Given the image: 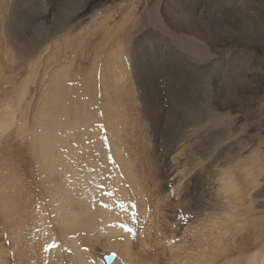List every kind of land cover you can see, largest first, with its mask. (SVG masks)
Masks as SVG:
<instances>
[{
	"label": "rangeland",
	"instance_id": "374dc122",
	"mask_svg": "<svg viewBox=\"0 0 264 264\" xmlns=\"http://www.w3.org/2000/svg\"><path fill=\"white\" fill-rule=\"evenodd\" d=\"M175 51L201 68H187L186 60L178 58ZM154 53H158L162 61L159 71L164 70L174 76L175 85L169 86L170 89L180 86L184 92L193 91L198 101L203 102L207 88L209 96V109L201 116L204 119L201 122L203 128H199V131L194 127L184 128L186 134L189 133V141L184 145L180 141L168 157L163 155L172 168L164 174L166 187L162 180L160 182L155 170L157 164L164 163V160L157 159L155 139L150 138L149 133L154 125L149 121L147 111L150 112L146 106L148 96H154L156 90L159 98L156 99L160 102L155 113L164 125L161 128L168 127L166 123H169L170 114L175 112L169 109V99L164 96L168 87L154 84L156 89L146 85L141 90V85L138 87L134 83V77L141 72L155 73L153 68L145 66L146 57H154ZM137 54L142 60L138 68ZM133 66L136 68L132 74ZM141 95L145 96V100H139ZM67 103H71V106L67 107ZM130 103H134V109L128 107ZM68 108L74 114L88 117L81 122L93 120L92 124L77 126L76 129L74 122V126L65 127L64 115ZM185 115L188 117L185 124L194 122L193 119L197 117L194 114L191 117L189 112ZM0 119L8 122L7 130L0 135V178L4 179H0V203L3 198L6 199L0 208L2 212H7L4 208L8 199L19 196L17 189H12L14 186L20 187L24 180L25 183L29 182L26 189L32 186L30 176L36 163V155L32 151L35 144L32 143H36L34 140L40 136L49 140L47 131L54 136L51 142L56 145L55 151L65 159V162H57L61 166L66 165L71 157L77 162V156L83 150L81 146L89 143L96 159H112L111 163L118 170L120 165L115 158L106 155H113V151L118 156L120 152L112 150L111 144L120 146L122 140L124 147L130 148H126L130 153L135 149L139 151L136 154L143 156L129 155L134 163L143 158L147 161L143 164L138 162L134 167L146 182H140L144 189L139 194L145 195L146 199L141 197L144 205L134 201V212L130 218L137 224L136 217L139 218L142 213L146 212L150 216L144 218L134 239L145 245L150 243L151 246L155 241L160 242L161 231L169 226L174 228L177 225L175 221L179 220L177 223L182 226L178 231L185 233L171 239L172 248L161 257L154 253L153 247L149 250L145 247V250L149 258L157 260L156 264H167L171 252L176 255L178 264H193L200 258L199 253L204 252L207 236H211V239L214 237L212 233L226 230L225 237L231 238L228 232L232 234L235 229H246L248 232L264 226V0H0ZM107 120L113 126V135L108 132L111 130L107 127ZM52 122L56 124V127L52 126L56 128L55 131L51 128ZM132 125L138 128L133 130ZM66 131H72L73 136L63 140ZM119 134L127 137L119 140ZM129 140L134 145L125 143ZM191 140L202 143L198 151L193 150L188 155L185 152H188L187 144ZM104 145L106 155L104 152L99 153ZM145 145L148 150L144 148ZM96 146H99L100 151ZM160 150L157 151L162 155L163 151ZM143 154H147V157ZM11 157L14 162L19 161V169L10 165ZM74 164L70 162L68 166L74 167ZM92 165L98 167L91 168L92 184L101 182L100 177L109 176L112 172L103 169L100 163L92 162ZM24 167L26 169L20 174ZM193 169L202 176L204 173V177L197 178V182L189 183L188 187H197L199 191L194 190L193 195L197 191L196 198L199 199L200 195L199 201L205 202V205L196 202L197 210L186 214L188 201L183 199V195L189 179L194 176ZM189 171L194 172L190 175L192 177L183 178L184 172ZM223 171L237 180V197L228 196L229 190L220 188L223 183L220 185L222 180L219 182L218 179ZM23 173L27 175L26 179ZM66 179L72 180L70 172L66 174ZM195 184L197 186H193ZM113 186L111 182L107 199L117 195ZM156 186H161L157 195L155 192L159 187ZM202 187L205 188L203 191ZM32 188L29 189L32 194L27 197L26 214H14L13 233L3 230L0 224V249L8 248L7 254L5 250L0 251V264L17 262L22 242L20 244L17 236L19 241L13 242L16 246L12 245L14 232L24 235L22 238L34 244H31V248L38 258L40 233L54 227L46 219L41 222V202L37 199L39 195L35 187ZM172 188L176 193H173ZM129 190L132 198L138 197L136 192ZM5 192L9 196L2 195ZM15 192L17 194L13 195ZM168 195L171 201L166 200ZM254 199L258 203L252 206L251 201ZM228 201L235 206L225 203ZM115 206L126 209L125 205L118 204L108 206V209ZM229 206H233L230 211L233 214L230 225L226 227L224 207ZM160 207L164 217L162 214L161 217L157 215ZM26 216L28 219L31 216V223ZM32 218L37 220L36 223ZM20 230L23 233L20 234ZM54 246L57 247L56 244H49L52 249H58ZM109 253L117 257L115 253ZM28 256L30 259L27 264L32 260L30 253Z\"/></svg>",
	"mask_w": 264,
	"mask_h": 264
},
{
	"label": "bare ground",
	"instance_id": "6f19581e",
	"mask_svg": "<svg viewBox=\"0 0 264 264\" xmlns=\"http://www.w3.org/2000/svg\"><path fill=\"white\" fill-rule=\"evenodd\" d=\"M135 52H137V51H135ZM174 53L176 54V56L178 58H183L180 56V54L177 51H175ZM138 55L139 54H137V57H136V61L138 62V63H136L137 68L141 66L140 62L142 61L138 58ZM153 55H154V57H150V58L146 57L145 66L148 65L149 69L153 68L155 73L149 72L150 73L149 74V73H142V72L140 73L139 72L140 74H137V76L134 77V80H135L134 83L138 87H139V85H141L142 87L141 86L139 87L141 90H143L142 88H144L146 85L151 86L153 88H155V86H159V87L165 86V88H166V86L168 87L167 91H165L164 96H165V98L168 97V99H169V101H167V102H169V109H171V111L175 110V112L173 111L174 112L173 115L170 114V120H168L169 123H166L168 125V127L165 126V127L161 128V126H164V125H162L161 122L159 121V119L156 115L157 112L155 113V109L158 106V103L160 102V100L158 101L159 98L157 97V95L155 93L156 90H154V96H148V101H147V106H146V107H148L149 112H150V113H148V111H147V116L149 118V121L155 127L154 128L153 126H151V130L153 132L152 131L149 132L150 138L155 139L154 141L156 143L157 150L161 151L160 149H162V151H163L162 155H161V153L159 154V152L154 149L155 153L157 152L156 156H157L158 161H160V158H163V160H164V163H161V164L158 163L157 164V166L155 167V170L158 172L160 182L162 180L164 187H166L167 181L165 182V175L167 173L165 174V172H168L172 169L169 166V161H167L166 157H168L174 151L176 144H178L180 141H182L181 144H183V145L189 141V139H187L189 133H187L188 134L187 135L184 128L194 127L198 131L201 130L199 128H203V125L201 126V124H202L201 122H203L204 119L201 116L204 115V112L208 111V109H209V96L207 95V88H205L206 93L203 94L205 96V99L203 102L198 101V98L196 97V94L193 91L192 92H184L180 86L178 88L170 89L169 86L175 85L174 76L169 75L168 74L169 72L167 73L164 70L159 71L160 64L162 63V61L159 60V54L158 53H154ZM183 59H185V58H183ZM182 63H183V61H182ZM185 63L188 65L187 68L192 67L191 69H195V70L201 68L200 65L195 64L192 61L189 62L188 60H186ZM136 67L133 66L132 74H133L134 68H136ZM136 71H138V70L136 69ZM180 74H182V72ZM190 76H192V75H190ZM190 79H192V78H190ZM188 82H189V80H188ZM159 83H162L163 85H159ZM154 84H155V86H154ZM190 88H191V85H190ZM169 92H170V96L168 95ZM151 98H153V99H151ZM156 98H158V99H156ZM139 100L140 101L145 100V96L141 95L139 97ZM66 105H67V107H70L71 103H67ZM131 106L133 107L134 103H132V104L130 103V106H128V107H131ZM173 106H175V107L173 108ZM133 109H134V107H133ZM130 111H131V109L129 110V112ZM186 112H189L191 117L193 114L195 116H197V117H195L196 119H193L194 122L185 124V122H187L186 119L188 118V117H186L187 115H185ZM161 113H163V112H161ZM65 115H67V116H65ZM65 115H64V117L66 119L65 127L66 126L72 127V126H74V122H76L75 127L77 129V126L84 127V124L86 126H90V124H92V122H93V120H90L89 123L81 122V120L88 119V117H84L82 115L74 114L73 110L71 108H68V110H66ZM122 117L123 116H121V118ZM182 117H184V119H181ZM127 121H128V123H130L129 118ZM124 122H125V120H124ZM7 124H8L7 121L0 119V135L4 131L7 130V128H8ZM106 124H107V127L109 126V129L111 130V131L108 130V132L110 133V135H113L112 134L113 133L112 132L113 126L111 125V122H109L107 120ZM126 124H127V122H126ZM55 125L56 124L52 122L51 128L54 131L56 128H54L52 126H55ZM170 126H171V128H170ZM128 127H130V126H127V128ZM131 127L133 128V130L138 128L136 125H132ZM46 133L50 135L49 140L42 138L44 136H40L34 140V141H36V143H32L33 145L35 144L34 145L35 148L32 151H34V154L36 155L35 156L36 163L35 162L34 163L37 165V167H36V165L34 164L35 168L32 169L33 171L30 170L33 172V173H31L32 177L30 176V179L33 182L32 184L30 183L32 186H30V184H29L30 187L28 189H26V187H28L27 185L29 182L25 183V180L23 179L24 183L22 182L21 186L19 184L20 187L15 188V186H14V188H12V189H17L19 196L13 197L12 199H8L7 205L4 208V209H7V212H5V211L2 212L0 209V211L2 212L0 215V217H1V223L0 224L3 225V230L7 231L8 233L10 232V234L13 233L12 230H13V226H14L13 223L14 222L12 221V219L14 217V214H21V212L22 213L25 212V209L27 208V203L29 202L27 197H28V195L32 194L31 190H29V189L31 187H33V188L35 187V189L39 195V197L37 199H40L41 207H42V212L39 213V218H41V222L42 221L44 222L45 219L48 220L49 222L47 221V223H49L50 225L53 224L54 227L46 229L45 231H42L40 233L39 238H38V240H39L38 244L40 246L38 258L34 256V250H33V248H31V244H33V243H30V241H28V240L26 241L24 238H22L24 235H17V233L14 232V237H13L14 239L12 238V241H11L12 245L16 246L14 243L19 241V240L17 241V236L20 238V244H21V242L23 244V245L21 244L20 249L18 251V254H17L18 257H17L16 264H27V262L30 259V257L28 256L29 253L32 255V260L29 264H43V263L44 264H105L103 261V257L109 256L110 255L109 252H113L117 255V257L114 258V260L112 261L111 264H156L157 260L152 259L153 257L152 258L148 257V251L145 250V247H148V250L152 249L151 247H153L155 249L154 253L161 257L163 254H165L167 252L168 249L172 248V245H171L172 240H174L176 236H180V235H183L185 233V231H182V232L178 231L181 229L182 225H180L181 223L179 224V222L177 223V221H179V220H177V221H175V223L177 225L174 228L169 226L168 229L161 231L160 242L155 241L154 244L151 246H150V243H147L145 245L144 242L139 241V240L137 241V239L136 240L134 239L135 233H137V234L139 233L140 226L144 223V218L147 215L150 216V214H147L145 212V213H142V215L139 218L136 217L137 224H134V221H132L130 218V214H132L134 212V210H133L134 201L135 202L136 201L141 202V204L144 205L143 204L144 202L142 201L143 198H141V197H143V196L145 197V195L140 196L139 194H142V190L144 189L141 186V183H142V181L143 182H145V181L143 179V176H141L142 174L140 173V175H138L139 172L137 174V170L134 169V167H136L135 164L138 163L139 160H138V162L134 163L132 156L136 155V157H138L137 154L139 153V151L134 149L135 152L133 151V153H130V150H129L130 148L128 146H126V148L127 147L129 148L128 149L129 151H128L124 147V144H123L124 142H122V140H121L122 138L127 137L126 134H124V135H126L125 137H121V135L119 134L120 135L119 140H121L120 146L119 145L113 146L111 144L112 150H117V152H120L121 155L118 154V156H116V154L113 151H112L113 155H110V154L106 155L105 154V151H106L105 145H104L102 151H100L99 146H96V148L99 149L100 154H103V152H104V155H106L108 158L109 157L115 158L117 164L120 165L119 169H118L119 171H118L116 168H114L113 164L111 163L110 160H112V159H110V160L104 159V157H102V159H99V158L96 159L95 154L91 151L89 143L84 144L86 146H84V145L81 146V148H83V150H81L80 154L77 156V158H78L77 162H75L76 160H71V158L73 159V157H71V158H68L66 165L61 166L57 162H59V161L65 162V159L61 158L59 156L60 154L55 151L56 145L55 144L52 145L51 140H52V137L54 138L53 134L51 132L48 133V131ZM65 133L66 134L64 135L63 140L71 139V137L73 136L72 131H66ZM119 133H121V132L119 131ZM138 133L136 134L137 139L139 136ZM154 133H155V135L153 136ZM191 135H195V133H192ZM147 136H149V135H147ZM131 138L133 139V137H131ZM137 139H133V140H137ZM139 139H141V138L139 137ZM81 140L83 142L84 137H82ZM161 140H162V144H161ZM145 141L147 142V140H145ZM127 142L130 143L131 141L129 140V141H126L125 143H127ZM132 142H131V144H133ZM197 142H198V144H197ZM50 143H51V147H50ZM201 143L202 142L199 140L195 141V142H193L191 140L190 143L187 144L189 147H188V152L187 153L185 152V154L189 155L192 153L193 150L198 151L199 145ZM117 144H118V142H117ZM137 144H139V143H137ZM128 145L130 146V144H128ZM136 145H135V147H136ZM51 148H52V154H51ZM144 148L148 150V146H146ZM185 148H186V146H185ZM136 152H138V153L136 154ZM12 155L13 154H11V156ZM129 155H132L131 158L129 157ZM138 155L140 156V154H138ZM163 155H165L166 157H164ZM145 156L147 157V154L144 155V157ZM140 157H143V156H140ZM11 159H12V161H11L10 165H13L16 169H19L20 168L19 161L16 163L13 161V157H11ZM140 159H142V158H140ZM143 159H142V161L140 160V162H139L140 164L147 162V161H144ZM70 162L75 163L74 167L68 166V163H70ZM92 162L100 163L102 165L103 169H105V170L109 169L112 172L110 173L109 176L100 177L99 179L102 180L101 182L98 181L95 184H92L93 178L90 177L91 176V172H90L91 168H98L96 166H93ZM29 163H31V162H29ZM26 167H28V166H26ZM167 167H168V169H167ZM1 168H2V164H1L0 170H1ZM5 168H7V167L5 166ZM58 168H59V170H58ZM25 169L26 168L24 167V169L20 171V174ZM28 169H30V168L28 167ZM114 169H116V173L114 172ZM183 169H185V168H183ZM3 170L4 169H2V171ZM134 170H136V173L134 172ZM126 171H128V172H126ZM193 171L195 172V169H193ZM68 172H70L72 174V180H70V181H68L66 179V174ZM194 172H190V171L184 172L183 178L192 177L190 175ZM181 174H182V172H181ZM181 174H180V176H181ZM124 175H125V177H124ZM23 176H25L24 173H23ZM201 177L202 178L204 177V173L202 176V175L198 174L197 172H195L194 176L189 179V181L186 185V193H185V195H183V199L188 201L186 203L187 204L186 207L188 208V210H185L186 214L187 213L190 214L192 211L197 210L196 209V205H197L196 202H200L199 201L200 195H198L199 199L196 198V193L199 190L197 189V187L196 188L188 187L189 183L194 184L197 182V178L199 179ZM24 178L26 179L27 175ZM0 179L4 180L3 178H0ZM20 180H22V179H20ZM199 181H201V180H199ZM218 181L219 182L221 181L219 183L220 185L223 183L222 186L220 187L223 189V191L229 190L230 193L228 194V196H230V194H231L232 196L237 197V190L235 189V187L237 186V184H236L237 180L233 177V175H229V173H225L223 171V173L220 176V178L218 179ZM218 181H217V183H218ZM227 181H229V183H227ZM45 182L47 183V187L45 186ZM111 182L114 184L113 189L115 191V194H117V195H115L114 198L107 199ZM15 184L17 185V183H15ZM3 185H5V184H3ZM193 186H197V184H195ZM158 187H157L158 190L155 192V194L157 192H160L159 190H161L160 189L161 186H158ZM204 187H202L201 191H203V189H205ZM1 188H3V187H1ZM33 188H32V190H33ZM129 188L132 191H134V193L136 192L137 194L135 193V195L138 197L132 198V193L130 192ZM12 189H10V190H12ZM5 190H6V188H5ZM194 190H197V191H195L196 193H194L195 195H193ZM172 191H174L173 188H172ZM2 192H4V191H2ZM173 193H176V190ZM16 194H17L16 192L13 193V195H16ZM33 194H34V191H33ZM2 195H7V194L5 192V194H2ZM171 195H173V194H171ZM176 195H178V194H176ZM7 196H9V195H7ZM174 196H175V194H174ZM0 197H1V195H0ZM136 198H138V199H136ZM165 198H166V200H169L170 197L168 195ZM203 198H205V197H203ZM203 198H202V200H206ZM32 199H33V197H32ZM145 199H146V197H145ZM196 199L198 201H196ZM5 200L6 199L3 198V201H1V203L5 202ZM169 201H171V200H169ZM201 203L204 204L205 202L202 201V202H200V204ZM225 203H230L231 205H233V203L231 201H228ZM255 203L256 204L258 203V201H256V199L251 201L252 206H254L253 204H255ZM3 204L4 203H2L0 205V208ZM19 204H20V206H19ZM116 204L125 205L126 209L124 210V208L122 209L120 206H115V207L108 209V206H114ZM31 205L33 206V204H31ZM32 206H30V207H32ZM233 206H235V205H233ZM233 206H231L232 209L230 208V206L224 207V211H225L224 214L227 217V219H224V222L225 223L227 222L226 227H228L230 225V221L232 219V214H233L232 212L230 213V211L233 210ZM11 208H13V209H11ZM154 208H155V206H154ZM29 210H31V208ZM161 210H163V209L162 208L159 209V211L157 212V215L160 216L162 214V216L164 217L165 215H164L163 211L161 213ZM181 211H183V210H181ZM140 212H141V210H140ZM5 214H6V218H5ZM25 214H26V212H25ZM35 216L36 215L34 213V217ZM16 217H17V215H16ZM26 219L29 220L28 222H30V221L32 222L31 216L29 217V219H28V217ZM180 220H182V219H180ZM35 221H37V220H34L33 222H35ZM112 221H115L116 223L113 224V223H111ZM16 224L17 223L15 222V225ZM19 225L20 224H18V226ZM112 225H114V226L111 227ZM16 227H17V225H16ZM20 227H22V226H20ZM127 229H131L132 233L131 234L128 233L126 231ZM220 229H221V225H220ZM15 230H16V228H15ZM214 230H215V228H214ZM5 231H3V232H5ZM22 231H23V229H22ZM22 231L20 230V234ZM246 232H247L246 229L243 230L240 228V229H235V232H233L232 234H231V232H228V234L231 235V238L225 237L227 234L226 230H224L220 233L219 232H217L215 234L212 233L211 235L214 236L212 239L210 238L211 236H207L208 237V238H206L207 245L204 246L205 250H204V252H200L201 254L199 253L198 256H200V258L193 261V264H264V226L259 227V228H254L252 231H248L247 233ZM11 236H13V235H11ZM31 236H33V235H31ZM32 242H35V241H32ZM49 244H52V245L56 244L57 247H55V246L54 247L58 248V249H52L53 247L52 248L49 247ZM47 246H48V249H47ZM21 248H24L23 249L24 251L21 250ZM7 249H8L7 247H6V250L4 249L5 253H6ZM2 250L3 249L1 248L0 251L2 252ZM4 250H3V252H4ZM16 250H18V248ZM44 250H47V251H44ZM104 254H106V255H104ZM150 256H151V254H150ZM175 257H176V255L172 254V252H171L170 255H168L167 264H178L175 260ZM20 258H23L24 261L21 260ZM150 259H152L154 261H151ZM20 260H21V262H20ZM158 262H160V261H158ZM185 264H187V263H185Z\"/></svg>",
	"mask_w": 264,
	"mask_h": 264
},
{
	"label": "water",
	"instance_id": "95a60500",
	"mask_svg": "<svg viewBox=\"0 0 264 264\" xmlns=\"http://www.w3.org/2000/svg\"><path fill=\"white\" fill-rule=\"evenodd\" d=\"M114 260V256L113 255H109L106 257H103V261L105 264H111V262Z\"/></svg>",
	"mask_w": 264,
	"mask_h": 264
},
{
	"label": "snow or ice",
	"instance_id": "6c2138e0",
	"mask_svg": "<svg viewBox=\"0 0 264 264\" xmlns=\"http://www.w3.org/2000/svg\"><path fill=\"white\" fill-rule=\"evenodd\" d=\"M129 231H131V230L129 229Z\"/></svg>",
	"mask_w": 264,
	"mask_h": 264
}]
</instances>
